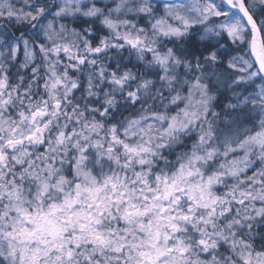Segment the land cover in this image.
I'll use <instances>...</instances> for the list:
<instances>
[{"label":"snow or ice","instance_id":"obj_1","mask_svg":"<svg viewBox=\"0 0 264 264\" xmlns=\"http://www.w3.org/2000/svg\"><path fill=\"white\" fill-rule=\"evenodd\" d=\"M0 264H264V0H0Z\"/></svg>","mask_w":264,"mask_h":264}]
</instances>
